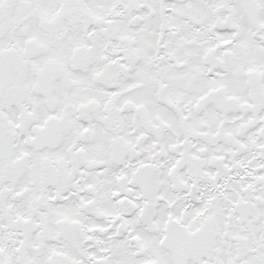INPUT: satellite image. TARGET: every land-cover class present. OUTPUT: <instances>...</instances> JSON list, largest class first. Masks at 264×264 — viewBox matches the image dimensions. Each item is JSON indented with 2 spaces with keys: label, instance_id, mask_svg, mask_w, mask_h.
<instances>
[{
  "label": "snow or ice",
  "instance_id": "snow-or-ice-1",
  "mask_svg": "<svg viewBox=\"0 0 264 264\" xmlns=\"http://www.w3.org/2000/svg\"><path fill=\"white\" fill-rule=\"evenodd\" d=\"M0 264H264V0H0Z\"/></svg>",
  "mask_w": 264,
  "mask_h": 264
}]
</instances>
